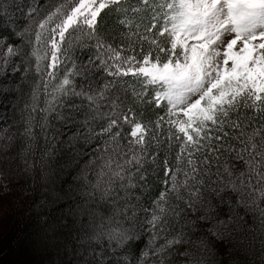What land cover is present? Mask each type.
I'll list each match as a JSON object with an SVG mask.
<instances>
[{"label":"snow or ice","instance_id":"snow-or-ice-1","mask_svg":"<svg viewBox=\"0 0 264 264\" xmlns=\"http://www.w3.org/2000/svg\"><path fill=\"white\" fill-rule=\"evenodd\" d=\"M137 4L62 0L48 8L34 0L19 27L5 9L16 39L0 36V80L11 81L3 90L19 93L33 65L37 79L19 120L0 130V149L21 139L27 165L39 138L48 142L51 117L78 125L69 144L90 149L75 161L85 252L74 248L84 258L67 264H105L108 252L120 254L115 264H224L217 245L231 254L246 244L251 255L257 243L264 264V0ZM129 9L140 15L128 18ZM105 10L124 14L118 46L100 28ZM75 99L86 102L79 120L85 105ZM146 109L163 115L146 119ZM16 124L23 130L10 133ZM51 156L45 150L41 160ZM149 175L161 186L154 195ZM185 212L196 219L182 222Z\"/></svg>","mask_w":264,"mask_h":264},{"label":"trees","instance_id":"trees-1","mask_svg":"<svg viewBox=\"0 0 264 264\" xmlns=\"http://www.w3.org/2000/svg\"><path fill=\"white\" fill-rule=\"evenodd\" d=\"M36 2H40V0H36ZM61 2L62 0H43L48 8ZM130 4L138 6L137 0H130ZM31 6H34V0H0V36L7 37L9 42L16 39L12 35V26L5 25V9L8 17L15 21V26L19 27L25 23ZM47 10L46 8L45 12ZM45 12H41V17ZM139 15V13H133L131 9L127 13L128 18H136ZM101 17V30L115 36L114 46H118L120 33L126 31L119 24V20L124 18V14L105 10ZM75 57L86 60L87 53L81 57L77 51ZM65 64L68 67L71 66L69 61H65ZM62 74L63 67H60L57 71V81L62 77ZM9 76H11V72H9ZM18 77L19 74H17V79ZM36 79L33 65V70L28 75V83L21 86L19 93L4 91L5 84L11 81L0 80V130L12 125L14 120H19V110L23 108L27 93ZM48 79L47 75H44V80ZM125 79L135 87H140L131 77ZM103 81L104 74L98 73L93 78V85L97 86ZM81 82L80 78H77V83ZM75 103L85 105L80 108L79 113H76L79 120L83 118V113L87 110L86 102L75 99ZM100 110L107 112V104ZM64 111L67 113L68 109L65 108ZM42 115L38 114V119ZM157 115H163V112L146 109V119L154 120ZM99 123H103V121ZM77 126L69 121L51 117L50 127L46 129L48 142L46 144L42 136L39 138V147L34 155L27 157V165L23 163V158L19 154L22 147L21 139H17L8 151L0 149V264H67L69 259L82 260L84 258L72 255L74 248L85 252V249L80 248L77 241L80 217L76 210L78 205L83 203L85 197L83 181L75 179L79 174V167L75 161L81 157L86 160L85 153L90 152V149L79 144L70 146L69 137ZM167 127L165 124L160 139H164ZM22 130V125L16 124L9 129V132ZM97 130H99L98 125ZM36 131L39 133V128ZM45 150L52 153L51 159L41 160V155ZM176 151H178V146L174 142L173 155ZM162 158L163 153H161ZM33 164H35L34 168L31 167ZM80 166L82 167V164ZM149 168L151 169V166ZM43 173H48V175L44 176ZM149 180L154 185L150 195H154L161 186L151 175H149ZM181 219L183 222L196 219V216L185 212ZM198 226L204 227L205 225ZM141 246L137 243L133 245V249H138ZM245 247L246 244L241 246L239 252L229 254L220 245H217L218 259L224 261V264H262L259 243L256 244L251 255L244 253ZM96 251L99 252L100 248L96 247ZM119 255V253L108 252L105 264H109V261L111 264H115Z\"/></svg>","mask_w":264,"mask_h":264}]
</instances>
